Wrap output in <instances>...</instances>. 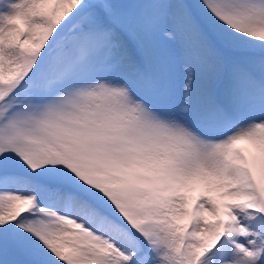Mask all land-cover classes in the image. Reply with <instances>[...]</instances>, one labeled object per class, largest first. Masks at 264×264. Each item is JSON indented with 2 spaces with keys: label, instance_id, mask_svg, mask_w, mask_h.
Instances as JSON below:
<instances>
[{
  "label": "snow or ice",
  "instance_id": "6c2138e0",
  "mask_svg": "<svg viewBox=\"0 0 264 264\" xmlns=\"http://www.w3.org/2000/svg\"><path fill=\"white\" fill-rule=\"evenodd\" d=\"M0 264H264V0H0Z\"/></svg>",
  "mask_w": 264,
  "mask_h": 264
},
{
  "label": "rangeland",
  "instance_id": "374dc122",
  "mask_svg": "<svg viewBox=\"0 0 264 264\" xmlns=\"http://www.w3.org/2000/svg\"><path fill=\"white\" fill-rule=\"evenodd\" d=\"M241 147H247V145H241Z\"/></svg>",
  "mask_w": 264,
  "mask_h": 264
}]
</instances>
